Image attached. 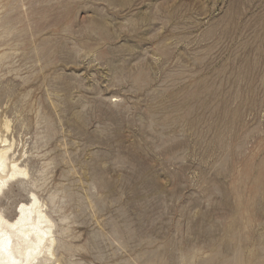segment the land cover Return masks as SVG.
Masks as SVG:
<instances>
[{
  "label": "rangeland",
  "instance_id": "obj_1",
  "mask_svg": "<svg viewBox=\"0 0 264 264\" xmlns=\"http://www.w3.org/2000/svg\"><path fill=\"white\" fill-rule=\"evenodd\" d=\"M1 138L55 264H264V0H0Z\"/></svg>",
  "mask_w": 264,
  "mask_h": 264
},
{
  "label": "bare ground",
  "instance_id": "obj_2",
  "mask_svg": "<svg viewBox=\"0 0 264 264\" xmlns=\"http://www.w3.org/2000/svg\"><path fill=\"white\" fill-rule=\"evenodd\" d=\"M6 142L0 139V194L10 183L28 176L18 159L8 155L12 145ZM14 212V218L8 219L0 210V264H55L54 224L45 205L30 191L28 202L19 203Z\"/></svg>",
  "mask_w": 264,
  "mask_h": 264
}]
</instances>
